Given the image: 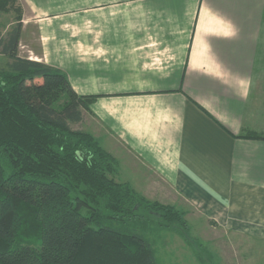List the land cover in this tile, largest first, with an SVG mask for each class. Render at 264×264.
<instances>
[{
  "label": "crops",
  "instance_id": "crops-1",
  "mask_svg": "<svg viewBox=\"0 0 264 264\" xmlns=\"http://www.w3.org/2000/svg\"><path fill=\"white\" fill-rule=\"evenodd\" d=\"M20 2L39 44L27 58L96 95L82 121L117 179L264 242V0Z\"/></svg>",
  "mask_w": 264,
  "mask_h": 264
},
{
  "label": "trees",
  "instance_id": "trees-1",
  "mask_svg": "<svg viewBox=\"0 0 264 264\" xmlns=\"http://www.w3.org/2000/svg\"><path fill=\"white\" fill-rule=\"evenodd\" d=\"M10 12L14 25L0 32V264H160L145 231L166 228L189 242L185 212L118 180L116 158L72 128L96 95L19 56L20 0H0V13Z\"/></svg>",
  "mask_w": 264,
  "mask_h": 264
},
{
  "label": "rangeland",
  "instance_id": "rangeland-1",
  "mask_svg": "<svg viewBox=\"0 0 264 264\" xmlns=\"http://www.w3.org/2000/svg\"><path fill=\"white\" fill-rule=\"evenodd\" d=\"M13 25V12L0 13V32L2 34ZM21 38L22 44L18 45V55L27 58L31 56L30 48H33L35 52L38 51L39 44L34 26L26 27ZM92 122V118L87 117L85 121L71 126L74 129L88 131L87 128L93 126ZM125 175L126 173L123 172L122 179L118 180L123 181ZM135 188L137 191L146 192L149 190V188L141 186ZM153 190L152 188V192ZM154 198L155 196L150 199ZM169 204L172 203L169 202ZM173 206L180 210L187 209L183 203L177 202ZM186 218L189 227V242H186L178 233L166 228L159 230L150 225V228L145 231V237L154 245L160 264H264V242L238 237L217 228L212 230L206 226L204 221H200L198 225L194 226L188 220L189 217Z\"/></svg>",
  "mask_w": 264,
  "mask_h": 264
}]
</instances>
